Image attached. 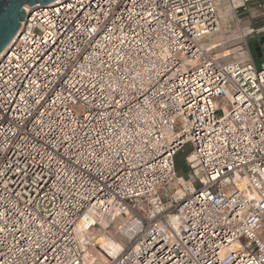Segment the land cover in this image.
<instances>
[{
    "label": "built area",
    "instance_id": "1",
    "mask_svg": "<svg viewBox=\"0 0 264 264\" xmlns=\"http://www.w3.org/2000/svg\"><path fill=\"white\" fill-rule=\"evenodd\" d=\"M250 1L24 7L0 54V264H97L80 235L98 232L125 240L102 264H264ZM223 4L238 41L226 56L212 43Z\"/></svg>",
    "mask_w": 264,
    "mask_h": 264
},
{
    "label": "rangeland",
    "instance_id": "2",
    "mask_svg": "<svg viewBox=\"0 0 264 264\" xmlns=\"http://www.w3.org/2000/svg\"><path fill=\"white\" fill-rule=\"evenodd\" d=\"M223 7H224L223 8L224 10L229 9V14H228L229 16L226 17L225 19L223 18L220 19L221 29L217 34L213 35L212 37L213 42H226V44H224L218 52L219 55L221 56L224 54H229V53L231 54L232 49L238 45V41L235 39V34H236L235 33V29H236L235 23L232 22V27L230 31H228L229 30L228 26L230 24L229 23L230 17L232 16V8H230L231 6L229 7V5L227 4H223ZM239 18H241L240 15H239ZM190 152H191V145L189 143H186L183 146L182 150L178 152V155L176 156V159H175L176 172L178 173V175L187 176L188 171H187L186 164H185V158L187 155L190 154ZM112 234L113 235L115 234L113 230H112ZM96 235L102 238V240L104 241L106 250L109 254H115L119 252L123 246L122 244L125 241L118 234L115 237L116 240L111 239L110 237L106 236L104 233L98 232ZM99 250L100 249L97 250L96 248H92V253L95 257V262L97 264H102L104 261H106V257L108 256L106 254L100 255Z\"/></svg>",
    "mask_w": 264,
    "mask_h": 264
},
{
    "label": "water",
    "instance_id": "3",
    "mask_svg": "<svg viewBox=\"0 0 264 264\" xmlns=\"http://www.w3.org/2000/svg\"><path fill=\"white\" fill-rule=\"evenodd\" d=\"M58 0H0V54L7 51V45L20 32L22 22L30 11L24 7L45 6Z\"/></svg>",
    "mask_w": 264,
    "mask_h": 264
},
{
    "label": "crops",
    "instance_id": "4",
    "mask_svg": "<svg viewBox=\"0 0 264 264\" xmlns=\"http://www.w3.org/2000/svg\"><path fill=\"white\" fill-rule=\"evenodd\" d=\"M248 11H240L241 22L252 25L256 31L248 39L247 47L257 67L264 66V0H252L248 3ZM264 238V227L259 232Z\"/></svg>",
    "mask_w": 264,
    "mask_h": 264
},
{
    "label": "bare ground",
    "instance_id": "5",
    "mask_svg": "<svg viewBox=\"0 0 264 264\" xmlns=\"http://www.w3.org/2000/svg\"><path fill=\"white\" fill-rule=\"evenodd\" d=\"M231 6H233V5H231ZM224 7L222 6V7H220L219 9H218V13H219V15H220V19H225L226 17H228L229 15V9H226V10H224L223 9ZM229 8V7H228ZM231 8V7H230ZM212 43H213V40H212ZM226 53V52H225ZM230 54V53H229ZM227 54H224V55H222V56H226ZM95 237L96 238V244L98 245L97 246V248L98 249H100L99 250V252H100V255H104V254H106L108 257H106V260H108V258H110V257H114V256H116L122 249H123V247L121 248V250L119 251V252H117V253H115V254H109L108 252H107V250H106V247H105V244H104V241L102 240V238H100V237H98L96 234L95 235H93V233L91 234H89V235H83V234H81L80 235V239L82 240V241H84V240H87V239H89V238H91V237ZM85 255H86V259H87V261H88V263H91V262H93V261H95V257H94V255H93V253H92V250H88L87 251V249L85 250ZM105 257V256H104ZM104 260V259H103Z\"/></svg>",
    "mask_w": 264,
    "mask_h": 264
}]
</instances>
